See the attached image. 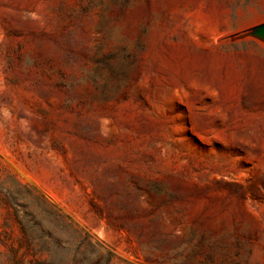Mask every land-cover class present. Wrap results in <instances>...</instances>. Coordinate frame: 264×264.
I'll return each mask as SVG.
<instances>
[{
  "label": "rangeland",
  "instance_id": "obj_1",
  "mask_svg": "<svg viewBox=\"0 0 264 264\" xmlns=\"http://www.w3.org/2000/svg\"><path fill=\"white\" fill-rule=\"evenodd\" d=\"M264 0H0V264H264Z\"/></svg>",
  "mask_w": 264,
  "mask_h": 264
},
{
  "label": "water",
  "instance_id": "obj_2",
  "mask_svg": "<svg viewBox=\"0 0 264 264\" xmlns=\"http://www.w3.org/2000/svg\"><path fill=\"white\" fill-rule=\"evenodd\" d=\"M256 32L262 36H264V22L259 24L257 27H256Z\"/></svg>",
  "mask_w": 264,
  "mask_h": 264
}]
</instances>
